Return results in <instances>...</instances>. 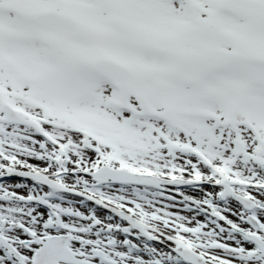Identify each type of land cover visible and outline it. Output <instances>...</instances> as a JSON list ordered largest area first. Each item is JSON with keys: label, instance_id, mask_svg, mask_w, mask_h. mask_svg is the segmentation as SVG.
<instances>
[{"label": "snow or ice", "instance_id": "snow-or-ice-1", "mask_svg": "<svg viewBox=\"0 0 264 264\" xmlns=\"http://www.w3.org/2000/svg\"><path fill=\"white\" fill-rule=\"evenodd\" d=\"M0 178V264H264V0H0Z\"/></svg>", "mask_w": 264, "mask_h": 264}, {"label": "rangeland", "instance_id": "rangeland-1", "mask_svg": "<svg viewBox=\"0 0 264 264\" xmlns=\"http://www.w3.org/2000/svg\"><path fill=\"white\" fill-rule=\"evenodd\" d=\"M0 179H2V178H0ZM20 181V178H8V182H10V183H15V182H19ZM188 194H195V193H188ZM104 213L103 212H101L100 213V215H103ZM230 218H232V219H235L234 217H230ZM201 219H202V217H201Z\"/></svg>", "mask_w": 264, "mask_h": 264}]
</instances>
